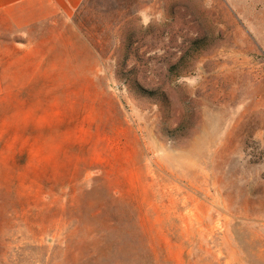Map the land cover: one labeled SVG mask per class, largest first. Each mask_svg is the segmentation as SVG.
Listing matches in <instances>:
<instances>
[{
	"label": "rangeland",
	"instance_id": "1",
	"mask_svg": "<svg viewBox=\"0 0 264 264\" xmlns=\"http://www.w3.org/2000/svg\"><path fill=\"white\" fill-rule=\"evenodd\" d=\"M0 7V264H264V0Z\"/></svg>",
	"mask_w": 264,
	"mask_h": 264
},
{
	"label": "crops",
	"instance_id": "2",
	"mask_svg": "<svg viewBox=\"0 0 264 264\" xmlns=\"http://www.w3.org/2000/svg\"><path fill=\"white\" fill-rule=\"evenodd\" d=\"M85 0H0V7L18 6V14L30 22L49 19L57 14H71Z\"/></svg>",
	"mask_w": 264,
	"mask_h": 264
},
{
	"label": "trees",
	"instance_id": "3",
	"mask_svg": "<svg viewBox=\"0 0 264 264\" xmlns=\"http://www.w3.org/2000/svg\"><path fill=\"white\" fill-rule=\"evenodd\" d=\"M84 2H85V1H84ZM84 2H83V3H84Z\"/></svg>",
	"mask_w": 264,
	"mask_h": 264
}]
</instances>
